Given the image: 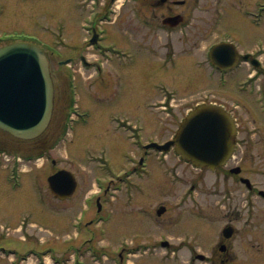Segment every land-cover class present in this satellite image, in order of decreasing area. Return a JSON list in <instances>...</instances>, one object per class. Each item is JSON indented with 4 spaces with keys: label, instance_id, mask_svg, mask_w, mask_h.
Returning <instances> with one entry per match:
<instances>
[{
    "label": "rangeland",
    "instance_id": "1",
    "mask_svg": "<svg viewBox=\"0 0 264 264\" xmlns=\"http://www.w3.org/2000/svg\"><path fill=\"white\" fill-rule=\"evenodd\" d=\"M91 2L0 0V40L8 42L13 37L28 36L56 45L58 33L63 30L67 38L77 35L82 38L80 10ZM257 2L200 0L202 15L194 17L191 36L185 41L172 38L176 49L170 57L177 59V67L163 72L156 64L157 59L150 57L154 77L142 79V68L138 67V76L131 83L106 79L103 87L104 83L100 82L95 91H101L95 96L98 110L91 111L97 115L125 109L127 104L134 106L128 119L138 129L117 132V124L107 117L95 124H91L92 119L88 125L75 124L71 130L73 137L65 135L56 139V143L59 120L52 122L35 142H19L0 132V145L12 152L0 154V264H42L43 261L47 264H221L220 255H213V251L217 252L220 242L227 240L222 232L228 224L235 228L230 264H264L263 201L257 195L249 199L251 195L237 179L234 182L235 178H225L226 170L201 171L180 161L173 150L166 155L151 150L147 175L142 170L138 177L124 175L133 167L137 158L134 154L141 156V143L154 138L161 143L169 140L186 112L202 101L226 104L242 99L241 117L250 124L246 123L245 128L261 126L256 136L260 142L264 115L260 114L259 106L252 103L253 97L248 94L238 95L233 91L234 100L229 98L232 92L218 85L208 58L210 45L230 39L242 53L251 52L252 57L259 56L264 61V51L260 55L264 49V13L260 16L256 12L254 18L246 12L254 10ZM217 8L223 14L215 16ZM125 10L123 6L117 9V24L112 25L113 29L131 17V12ZM176 10L183 13L185 8L177 6ZM150 35L140 32L139 40L144 41L143 37ZM151 38L155 45L168 41L163 33H154ZM237 73L234 79L243 78L246 71L235 70L234 74ZM58 93L60 103L61 93ZM78 96L86 108L87 96L89 99L92 96L81 87ZM163 99L166 103L158 104ZM58 117L63 120L60 113ZM67 137L71 140L67 141ZM51 142L54 146L49 149ZM43 151L49 152L40 160V157H19L44 154ZM255 152L264 160V143H258ZM161 157H166L164 162ZM53 160L55 165L51 163ZM59 169L74 172L78 182L73 198L62 202L53 197L47 184V177ZM263 170L264 164L256 170L247 167L241 176H251L264 187ZM96 179L104 180L105 186L108 183L120 188L116 192L111 188L113 192L105 198L108 203L103 214L97 213L96 200L91 201L88 218L104 215L107 222L102 226L98 222V226L81 223L82 233L81 229H73L72 222L76 225L81 222L78 214L85 208V197L101 189L102 183L98 184ZM160 205L166 206V211L159 216L156 210ZM144 210L148 211L147 215ZM165 240L171 243L168 249L161 244ZM29 254L32 255L28 261L23 262V256ZM197 254L212 256L215 262L198 259Z\"/></svg>",
    "mask_w": 264,
    "mask_h": 264
},
{
    "label": "flooded vegetation",
    "instance_id": "2",
    "mask_svg": "<svg viewBox=\"0 0 264 264\" xmlns=\"http://www.w3.org/2000/svg\"><path fill=\"white\" fill-rule=\"evenodd\" d=\"M101 0L97 4V8L93 11L86 10L83 11V19L80 23L84 25L83 37L81 38L77 35V38H68L66 43H62L60 47L51 52V60L53 66V74L55 83H59L58 88H61V98L62 103L58 108V112L64 117L70 114V81H75L77 89L79 87L88 91L91 99L87 96V107L84 108V114L88 116L86 122L95 124L99 120H103L109 117L112 122H118L122 128H130L131 121L123 119L122 117L132 116L133 107H125V109H120L119 111H112L110 113L101 112L100 114H95L91 111L93 108L97 111V99L96 95L101 94L100 90L95 92L94 87L99 88L100 82L104 83L105 80H122L126 82L134 81L138 76V67L142 68V78H147L149 75L155 76L154 71H151L153 67V59L156 58V64L160 66L159 68L165 71H169L167 61L170 53H174L175 45L172 38L175 36L178 41L191 36L193 32L194 17L201 16L202 9L200 0ZM121 2L120 6L116 5V2ZM131 4V5H130ZM130 5V8L128 6ZM123 6L126 8L125 12L129 10L131 12V17H129L125 23V19L120 23L117 28H112V25L117 24V16L115 7L121 8ZM184 7L183 13L178 12L176 7ZM94 13V18L92 14ZM219 9L215 10V16L219 15ZM115 16L113 21H107V18ZM177 17V20L170 21L169 18ZM151 34L149 37H143L144 41L139 40V33ZM154 33H163L164 37L168 39L166 43H159L155 45L152 42ZM180 38V39H179ZM170 42L172 46L170 48ZM218 43V42H217ZM142 48V49H140ZM140 49V51H139ZM164 49L166 51H164ZM152 57V58H150ZM247 60L242 61L237 67L223 71L218 67L213 66L214 77L220 87L227 88L229 93V98H235L233 91L239 94H248L253 97V102L251 99L247 98L248 102H252L254 105L259 106V112L264 115V61L257 56H250L246 58ZM200 61V60H197ZM218 61V60H217ZM176 67L178 65H175ZM181 67V66H180ZM184 68V67H182ZM235 70L242 72L246 71L243 78L234 79L239 73L234 74ZM230 74V76H229ZM221 76L225 77L224 83H221ZM84 81V85H78V81ZM57 84V83H56ZM57 87V85H56ZM103 87L104 84H103ZM234 100V99H233ZM217 102V101H215ZM242 99H237L236 102L221 103L226 107V109L232 114L235 119L237 134H236V147L233 156L228 161L226 166L211 171L208 169H203L201 171H211L218 172L219 170L226 174L224 175L226 179H236L240 182L246 189V193L253 196H259L263 201L261 202L264 207V187L262 183L259 184L256 180L252 179L251 176H241L245 174L247 167H252L253 170L259 168L264 164V160L258 157L257 152H255L258 143H264V134L260 136V142L256 139L259 135L261 126L246 127L248 122H245L243 116L241 117L240 109L243 106ZM130 108V109H129ZM75 110L70 114L74 118ZM95 118L93 119V117ZM257 123V120L253 122ZM244 124V125H243ZM249 124V123H248ZM261 124H264L262 122ZM250 125V124H249ZM245 128V129H244ZM121 132V128L117 129ZM264 130V129H263ZM243 149V150H242ZM150 157H139L133 163V172L138 171V167H150ZM226 168V169H225ZM219 171V172H220ZM264 174V170L262 175ZM247 180V181H246ZM195 186H193L194 188ZM106 194V192H105ZM259 204V203H258ZM161 207L164 205H160ZM260 206V204H259ZM165 208V207H164ZM146 215L147 210H144ZM86 225H90L88 221ZM231 226L230 224H228ZM223 241V242H222ZM219 244L217 252L213 251V255H220L219 262L221 264H230L232 261V250L233 245L231 238L227 240H222ZM163 241H161L162 244ZM166 248L171 247V243L167 242L165 244ZM202 254H197L198 259L205 261L211 260V257H202ZM218 260V259H217Z\"/></svg>",
    "mask_w": 264,
    "mask_h": 264
},
{
    "label": "water",
    "instance_id": "3",
    "mask_svg": "<svg viewBox=\"0 0 264 264\" xmlns=\"http://www.w3.org/2000/svg\"><path fill=\"white\" fill-rule=\"evenodd\" d=\"M216 50L222 54L223 62L229 60L230 52L233 62L238 59L231 45L221 44ZM53 100L50 64L41 47L28 42L1 47L0 129L19 139L38 137L50 123ZM235 134L234 121L227 111L214 104H201L190 111L172 140L151 146L165 152L174 146L182 158L194 165L215 169L234 151ZM49 184L61 197L70 196L76 187L74 176L66 171L51 176ZM232 232L227 228L225 235L229 237Z\"/></svg>",
    "mask_w": 264,
    "mask_h": 264
}]
</instances>
